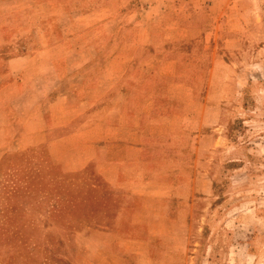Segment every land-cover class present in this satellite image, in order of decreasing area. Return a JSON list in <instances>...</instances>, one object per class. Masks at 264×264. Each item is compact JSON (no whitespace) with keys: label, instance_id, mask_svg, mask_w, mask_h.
I'll return each mask as SVG.
<instances>
[{"label":"crops","instance_id":"1","mask_svg":"<svg viewBox=\"0 0 264 264\" xmlns=\"http://www.w3.org/2000/svg\"><path fill=\"white\" fill-rule=\"evenodd\" d=\"M233 1L0 0V219L19 174V220L84 239L70 264H197L189 231L212 185L186 157L237 90Z\"/></svg>","mask_w":264,"mask_h":264},{"label":"rangeland","instance_id":"2","mask_svg":"<svg viewBox=\"0 0 264 264\" xmlns=\"http://www.w3.org/2000/svg\"><path fill=\"white\" fill-rule=\"evenodd\" d=\"M233 2L244 9L239 19L242 48L227 54L237 90L226 95L219 124L202 130L199 152L186 157L187 164L208 172L212 185L207 200L195 201L189 231L197 264H264V0ZM238 17L231 16V27L239 26ZM3 184L7 189L2 197L13 204L0 219V250L11 264H70L87 258L79 252L85 245L80 236L42 235L43 222L19 220V174L9 175ZM60 190L63 197L79 202L78 189ZM65 243L72 252L61 251ZM48 246L55 251L47 252Z\"/></svg>","mask_w":264,"mask_h":264}]
</instances>
